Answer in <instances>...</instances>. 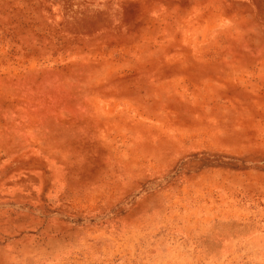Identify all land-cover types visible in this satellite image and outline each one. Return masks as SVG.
<instances>
[{"label": "rangeland", "instance_id": "obj_1", "mask_svg": "<svg viewBox=\"0 0 264 264\" xmlns=\"http://www.w3.org/2000/svg\"><path fill=\"white\" fill-rule=\"evenodd\" d=\"M0 264H264V0H0Z\"/></svg>", "mask_w": 264, "mask_h": 264}]
</instances>
